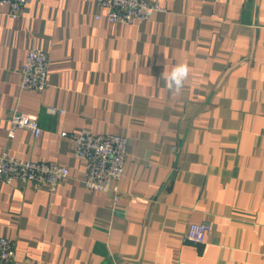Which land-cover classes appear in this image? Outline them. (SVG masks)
I'll list each match as a JSON object with an SVG mask.
<instances>
[{
  "label": "crops",
  "instance_id": "0c3cea01",
  "mask_svg": "<svg viewBox=\"0 0 264 264\" xmlns=\"http://www.w3.org/2000/svg\"><path fill=\"white\" fill-rule=\"evenodd\" d=\"M161 3L131 24L96 18L95 0H32L17 17L0 4V152L70 169L54 192L0 178L11 264H264V0ZM31 48L49 54L43 91L20 88ZM180 63L174 94L162 74ZM17 111L38 138L10 132ZM83 127L128 138L117 203L82 184L60 135ZM191 223L211 225L204 244Z\"/></svg>",
  "mask_w": 264,
  "mask_h": 264
},
{
  "label": "built area",
  "instance_id": "2783aa9c",
  "mask_svg": "<svg viewBox=\"0 0 264 264\" xmlns=\"http://www.w3.org/2000/svg\"><path fill=\"white\" fill-rule=\"evenodd\" d=\"M32 0H0V4L8 5L13 17ZM105 13L96 14V18L108 22L131 24L134 21L144 22L155 12H165L166 7L161 0H95ZM50 58L49 54L39 48H31L26 52L21 66V89L43 91L48 86ZM52 113H64V109L56 106L50 108ZM10 132L17 128L30 130L35 138L42 133L38 117L34 114L14 112L10 118ZM60 135L70 138L74 143V156L84 165L81 176L82 184L92 191L112 192L114 203L121 196L119 182L122 178L128 155V138L123 134H95L89 128L62 130ZM70 176L69 167L46 160L24 159L13 156L7 151L0 152V178L7 182L14 180L21 183H34L46 186L54 192L58 186ZM211 230L208 223L189 224L185 237L195 244H204ZM14 242L7 236L0 235V264H11L14 256Z\"/></svg>",
  "mask_w": 264,
  "mask_h": 264
},
{
  "label": "clouds",
  "instance_id": "9594fccd",
  "mask_svg": "<svg viewBox=\"0 0 264 264\" xmlns=\"http://www.w3.org/2000/svg\"><path fill=\"white\" fill-rule=\"evenodd\" d=\"M189 66L184 63L174 66L170 73L163 75L165 87L174 94H179L189 78Z\"/></svg>",
  "mask_w": 264,
  "mask_h": 264
}]
</instances>
